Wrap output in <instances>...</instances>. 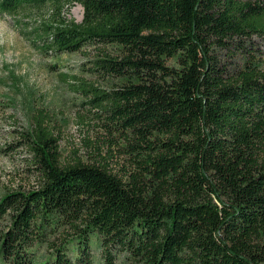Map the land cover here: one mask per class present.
Here are the masks:
<instances>
[{
  "label": "trees",
  "instance_id": "trees-1",
  "mask_svg": "<svg viewBox=\"0 0 264 264\" xmlns=\"http://www.w3.org/2000/svg\"><path fill=\"white\" fill-rule=\"evenodd\" d=\"M23 8L47 10L44 52H100L105 87L78 86L126 164L61 160L37 110L39 184L0 197L2 264H93L95 245L100 264H264V0H0Z\"/></svg>",
  "mask_w": 264,
  "mask_h": 264
},
{
  "label": "rangeland",
  "instance_id": "rangeland-1",
  "mask_svg": "<svg viewBox=\"0 0 264 264\" xmlns=\"http://www.w3.org/2000/svg\"><path fill=\"white\" fill-rule=\"evenodd\" d=\"M82 11L80 5L73 4L63 15L79 23ZM47 14L45 8H23L11 15L0 12V197L9 190L39 184L23 136L31 130L33 115L40 109L47 114V123L59 139L61 160L91 162L102 157L113 170L126 164L117 146L112 145L117 137L101 129L94 115L96 109L78 86L86 81L105 87L106 81L96 78L91 70L100 52L93 47L62 54L44 52L41 40L31 29L46 21ZM250 42L248 48L254 43L257 51H251L264 62V38L253 36ZM218 54L221 60L233 59L224 50ZM242 61L243 57L238 56L227 62L241 65ZM92 255L93 264L102 262L97 245ZM115 264L132 263L121 255Z\"/></svg>",
  "mask_w": 264,
  "mask_h": 264
},
{
  "label": "bare ground",
  "instance_id": "bare-ground-1",
  "mask_svg": "<svg viewBox=\"0 0 264 264\" xmlns=\"http://www.w3.org/2000/svg\"><path fill=\"white\" fill-rule=\"evenodd\" d=\"M80 17V16H79Z\"/></svg>",
  "mask_w": 264,
  "mask_h": 264
}]
</instances>
